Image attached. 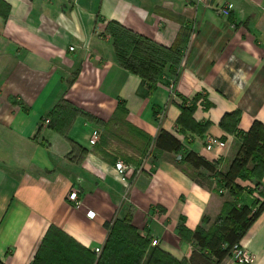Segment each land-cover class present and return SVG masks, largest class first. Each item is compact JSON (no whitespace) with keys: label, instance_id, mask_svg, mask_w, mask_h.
I'll return each mask as SVG.
<instances>
[{"label":"crops","instance_id":"0c3cea01","mask_svg":"<svg viewBox=\"0 0 264 264\" xmlns=\"http://www.w3.org/2000/svg\"><path fill=\"white\" fill-rule=\"evenodd\" d=\"M1 1L2 264H96L115 221L149 241L141 264L154 248L187 261L194 245L179 225L194 231L202 217L214 220L224 201H264V172L258 187L255 178H237L243 190L233 197L206 170L185 172L181 152L154 147L165 130L225 171L240 133L254 120L264 127V0ZM109 21L165 47L183 41L176 81L165 71L148 94L146 83L117 61ZM61 99L90 117L78 113L57 131L49 113ZM181 107L187 111L178 123ZM109 122L107 143L99 137L89 144L91 131ZM121 129L131 143L112 135ZM209 135L224 148L206 150ZM131 144L128 156L118 152ZM119 160L128 164L122 174ZM242 240L252 264H264V209Z\"/></svg>","mask_w":264,"mask_h":264},{"label":"trees","instance_id":"16d2710c","mask_svg":"<svg viewBox=\"0 0 264 264\" xmlns=\"http://www.w3.org/2000/svg\"><path fill=\"white\" fill-rule=\"evenodd\" d=\"M2 4L0 0L1 7ZM106 29L112 38L117 61L146 83L148 94L158 82L162 81L165 69L174 76L176 81L181 53L179 43L175 42L169 47L159 45L115 21L107 22ZM180 109L178 123L187 111L185 107ZM78 113L90 117L65 99H61L49 113L50 125L57 131H63L69 120ZM153 113L156 114V111ZM237 115V111L225 114L220 125L226 127L227 120ZM240 139L236 152L225 171L218 169L217 162H209L195 152L185 149L178 139L165 130L159 131L154 139V147L160 151L181 152L179 161L180 165L184 166L185 172L204 169L217 177L220 187L227 189L231 196L237 197L243 190L236 184L237 178H255L257 180L255 186H258L264 172L263 125L254 120L248 130L240 133ZM248 191L252 193V189ZM259 195L264 197V188L259 190ZM263 209L264 201L258 198H253L250 204L240 205L224 201L211 229L206 230L203 226L210 221L205 216L201 219V225L192 232L186 230L183 225H179V235L182 238H190L194 245L187 261L176 260L162 250L154 248L147 264H221L225 257L230 256L233 245L243 238ZM117 241L126 246V250L121 254L119 251L112 252ZM148 246L149 241L141 237L129 223L115 221L96 264H141ZM33 264H37L35 259Z\"/></svg>","mask_w":264,"mask_h":264},{"label":"built area","instance_id":"2783aa9c","mask_svg":"<svg viewBox=\"0 0 264 264\" xmlns=\"http://www.w3.org/2000/svg\"><path fill=\"white\" fill-rule=\"evenodd\" d=\"M221 11L224 15H228L229 10L228 8H221ZM70 50L73 49V47L69 48ZM45 123L49 122V119L45 118ZM100 137V129L94 128L91 131L90 137H89V144L94 145L97 143ZM225 146V141L221 140L220 138L209 135L206 137L204 142V147L206 150H213V149H222ZM177 160H180V156H177ZM127 165L122 162L121 160L116 161L115 168L119 173H123L125 171V168ZM68 200L73 202L75 205L78 203V197L76 191H71L68 195ZM88 217L92 218L94 216L93 211H88L86 214ZM157 240L152 239L151 245H156ZM95 251L98 252L99 248H95ZM230 257L232 258V264H252L254 261V255L248 250L247 244L244 243V241L241 239L238 243L234 244L231 248Z\"/></svg>","mask_w":264,"mask_h":264},{"label":"rangeland","instance_id":"374dc122","mask_svg":"<svg viewBox=\"0 0 264 264\" xmlns=\"http://www.w3.org/2000/svg\"><path fill=\"white\" fill-rule=\"evenodd\" d=\"M184 34V33H183ZM177 43H179L180 45V50H181V53H180V60L184 57L183 55H184V50H185V47H184V45H183V41H181V40H179V41H177ZM179 60V61H180ZM166 71V69L164 70V72ZM163 79V78H162ZM75 107V106H74ZM77 108V107H76ZM78 109V108H77ZM79 110H80V108H79ZM69 121H71V119L69 120ZM112 124H114V122H109V124H102V123H100V127L98 126V128L100 129V131H101V135H100V137H104V139H103V142L104 143H107V134H109V132H111L112 131V128H113V125ZM110 125H111V127H110ZM117 130V129H116ZM123 130H125V129H121V131L122 132H120L121 134H119V133H112V135L113 136H115V137H117L118 139H120L121 141H123V140H126L127 141V143L129 142V143H131L130 142V140L129 139H125L124 137H123V133H126L125 131H123ZM113 132V131H112ZM99 141H100V139H99ZM132 147H133V145L131 144V146L129 147V146H126V147H119L120 149H118L117 147V150H118V152L121 154V155H127L128 156V154H131V149H132ZM133 152H134V150H133ZM143 152H144V150H143ZM126 165L128 166V164L126 163ZM251 165V164H250ZM184 167V166H183ZM249 167H251V166H249ZM246 175L247 176H249V174L248 173H246ZM258 187V186H257ZM259 190L261 191V190H263V188H259ZM220 192H222V189H220L219 190ZM213 223H214V220H212V221H209L208 223H206L205 225H204V227L206 228V230H208V229H211L212 227H213ZM117 244L115 245L114 244V247H113V249L114 250H112V252H115V251H119V254H121L122 252H124L125 250H126V246L125 245H122V244H120V242H116ZM151 244V243H150ZM151 255V254H150ZM231 256V255H230Z\"/></svg>","mask_w":264,"mask_h":264}]
</instances>
